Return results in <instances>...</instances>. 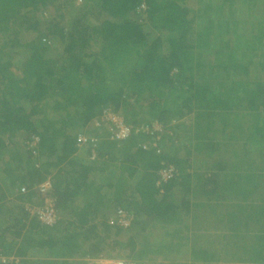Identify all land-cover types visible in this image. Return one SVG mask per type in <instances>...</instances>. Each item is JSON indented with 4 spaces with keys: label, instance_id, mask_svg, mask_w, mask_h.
<instances>
[{
    "label": "trees",
    "instance_id": "obj_1",
    "mask_svg": "<svg viewBox=\"0 0 264 264\" xmlns=\"http://www.w3.org/2000/svg\"><path fill=\"white\" fill-rule=\"evenodd\" d=\"M54 1L0 0V264H264V0ZM102 107L160 130L83 129Z\"/></svg>",
    "mask_w": 264,
    "mask_h": 264
},
{
    "label": "built area",
    "instance_id": "obj_2",
    "mask_svg": "<svg viewBox=\"0 0 264 264\" xmlns=\"http://www.w3.org/2000/svg\"><path fill=\"white\" fill-rule=\"evenodd\" d=\"M144 8V5L141 4L138 10H141ZM137 10V11H138ZM88 128L93 130H100V129H106L107 132L110 133L109 139H113L116 141L123 140L127 138L132 132H136L138 130L142 131H149L150 129L160 130V124L154 120L146 121L143 123H140L139 125H132L125 121V118L119 111H114L110 107H102L98 114L94 115L89 123ZM77 142L79 146L86 145L87 143H90L92 145L96 146V143L98 142L97 137L94 135H87L86 132H80L77 134ZM87 144V145H90ZM92 145H90L92 147ZM94 147H92V153L90 158L95 157V151ZM173 167H166L165 169L160 171V179H158L157 183L160 181H164L170 176L173 175ZM39 191L41 192H47L48 189H50V182L48 180L40 182L38 186H36ZM25 209L30 215H35L39 220L42 222L51 224L55 219V210L52 203V198L46 197L44 198L42 204H32L27 203L25 204ZM114 222L123 226L124 228L130 225L131 220V214L126 211L122 207H116L114 212ZM112 221H109L111 223ZM7 257H4L3 255H0V261L6 262ZM9 258H14L10 256ZM86 264H133L130 260L125 261L120 258H112L108 257L103 254H99L98 256L94 257H86Z\"/></svg>",
    "mask_w": 264,
    "mask_h": 264
},
{
    "label": "rangeland",
    "instance_id": "obj_3",
    "mask_svg": "<svg viewBox=\"0 0 264 264\" xmlns=\"http://www.w3.org/2000/svg\"><path fill=\"white\" fill-rule=\"evenodd\" d=\"M66 2V0H57L56 2L54 1V2H51V4H53L54 3V5H59L60 3H62V2ZM64 2V3H65ZM64 5V4H63ZM53 6V5H52ZM64 6H66V5H64ZM76 7L77 6H75L74 5V7H70V6H67L65 9L64 8H62V12L64 13V15L62 16V21H63V24L65 25L66 24V22L67 21H69L70 19H72V16H75V12H73V11H75V9H76ZM52 9V10H51ZM46 8L45 9V15L46 14H48V11H49V15H47V16H52L53 15V8ZM55 14V13H54ZM144 16H140L139 17V19H141V18H143ZM248 36V39L249 38H251L252 37V35H247ZM249 46V45H248ZM251 46V45H250ZM98 48V45H95V44H93V46L91 47V50L93 51V50H96ZM242 48V47H241ZM243 49H246V48H244V46H243V48H242V50ZM241 51V50H240ZM60 56V54L59 55H57V57H59ZM20 59H21V57L18 55V54H16L14 57H13V63H14V65L15 66H17V65H20ZM240 110V109H239ZM181 122L182 123H184V124H187L188 123V120H181ZM180 128H178V130H179ZM182 131V129H180L179 130V132H181ZM183 134H180V137L182 136ZM254 154V153H253ZM253 154H251V156L253 155ZM254 155H256V154H254ZM191 163L192 164H198L199 162L198 161H191ZM0 177H2V176H0ZM180 198L183 196V194H180V195H178ZM179 197H176L177 199V201L180 199ZM25 204H27L26 202H23L22 203V205H24L25 206ZM223 208V210L225 209L224 207H222ZM221 208V209H222ZM115 209L116 208H113V209H111L110 211L111 212H109L108 214H106L107 216H108V223H109V221H113L114 220V217H113V215H114V212H115ZM220 209V210H221ZM206 212H207V210H206ZM7 216H5V218H6ZM100 218H102V216L101 215H99L98 216V219H100ZM182 218H184V217H182ZM186 220V219H185ZM151 235H154L153 233L151 234ZM111 237H113V236H111ZM109 257H110V255H109ZM144 264H160V263H157V262H152L151 260L150 261H146Z\"/></svg>",
    "mask_w": 264,
    "mask_h": 264
},
{
    "label": "crops",
    "instance_id": "obj_4",
    "mask_svg": "<svg viewBox=\"0 0 264 264\" xmlns=\"http://www.w3.org/2000/svg\"><path fill=\"white\" fill-rule=\"evenodd\" d=\"M83 129H89L88 128V126L86 125L85 126V128H83ZM76 139H77V136H76ZM76 143H77V152L75 153V155H77V156H80L79 154H81V153H83V151H82V148H85V147H87L86 149H88L89 151H88V153H89V155L92 153V147L90 146V145H82V146H79L78 145V142H77V140H76ZM86 153V152H85ZM89 161L91 160L90 159V157H89V159H88ZM176 197H178V196H176ZM175 196L173 197L174 199H173V201L174 202H177V198H176ZM76 203L77 204H79V205H82L83 203H84V199H83V195H79L78 197H76ZM26 203H30V202H26ZM118 207V206H117ZM116 208V207H115ZM126 211H128L127 209H125ZM129 212V211H128ZM4 225V224H3ZM1 226V225H0ZM29 257H31V256H29ZM45 259H52V260H54L55 258H51V256L50 255H46V257H45ZM45 259L44 258H42L41 260H43V261H45ZM71 261H73V263H75V264H86V259H85V257H83V258H79V259H71Z\"/></svg>",
    "mask_w": 264,
    "mask_h": 264
},
{
    "label": "clouds",
    "instance_id": "obj_5",
    "mask_svg": "<svg viewBox=\"0 0 264 264\" xmlns=\"http://www.w3.org/2000/svg\"><path fill=\"white\" fill-rule=\"evenodd\" d=\"M157 181H158V180H157ZM160 182H161V181H160ZM160 182H159V183H157V182H156V185H159V184H160ZM118 207H120V206H118ZM122 208H123V207H122ZM124 209H125V208H124ZM85 259H86V257H85Z\"/></svg>",
    "mask_w": 264,
    "mask_h": 264
}]
</instances>
